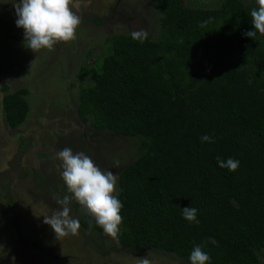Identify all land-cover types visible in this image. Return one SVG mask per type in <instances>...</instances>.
<instances>
[{
  "label": "trees",
  "instance_id": "obj_1",
  "mask_svg": "<svg viewBox=\"0 0 264 264\" xmlns=\"http://www.w3.org/2000/svg\"><path fill=\"white\" fill-rule=\"evenodd\" d=\"M155 1L161 38L141 43L132 34L111 37L113 52L80 95V114L90 115L96 128L141 137L119 174L118 241L184 261L199 244L210 256L208 264H261L264 36L244 35L254 30L250 12L258 5L223 0L204 8ZM28 93L22 87L4 95L9 126L26 121ZM204 134L215 143H201ZM217 156L238 159L240 167L220 168ZM189 206L198 210L199 224L183 218ZM81 211L84 227L102 230Z\"/></svg>",
  "mask_w": 264,
  "mask_h": 264
},
{
  "label": "rangeland",
  "instance_id": "obj_2",
  "mask_svg": "<svg viewBox=\"0 0 264 264\" xmlns=\"http://www.w3.org/2000/svg\"><path fill=\"white\" fill-rule=\"evenodd\" d=\"M183 1L190 7L216 8L223 0ZM15 2L0 0V29L19 34L23 29L15 23ZM88 2L89 10L82 5L85 0H80L79 12L74 9L81 17L76 40L59 43L51 51L35 54L24 40L0 32V97L27 87L30 104L26 121L13 128L0 101V264H51L41 255L36 257V242H47L58 254L69 255L66 264H85L87 259L93 264H138L149 252L152 264H190L165 251L123 246L102 230L87 229L75 201L70 200L69 206L70 215L80 221L78 235L56 238L43 222L60 207L58 199L71 195L61 177L57 151L70 147L73 152H84L102 170L112 171L119 194V174L141 140L96 128L90 115L84 119L80 114V95L94 83V74L113 52L111 37L143 30L147 37L159 40L162 13L155 0ZM31 188L37 189L36 196Z\"/></svg>",
  "mask_w": 264,
  "mask_h": 264
},
{
  "label": "clouds",
  "instance_id": "obj_3",
  "mask_svg": "<svg viewBox=\"0 0 264 264\" xmlns=\"http://www.w3.org/2000/svg\"><path fill=\"white\" fill-rule=\"evenodd\" d=\"M256 4L258 7L250 12L254 30L244 33L253 39L257 33L264 36V0H256ZM13 7L17 17L16 26L24 31V45L35 54L45 49L51 51L59 43L76 40L77 29L81 24V17L74 10L78 7V0H16ZM132 38L143 43L147 33L143 30L135 31ZM200 141L215 143L214 138L208 134L202 135ZM55 158L61 162V177L71 195H65L63 199L56 201L60 207L53 215L44 217V224L51 227L56 238L78 235L81 225L79 219L70 215L71 200L94 219L105 235L118 241L123 222V204L118 198L116 174L110 170H102L90 156L84 152H73L70 147L57 151ZM216 159L220 168L230 172H235L240 167L238 159H221L219 156ZM197 212L194 207H184L182 216L189 223L199 224ZM210 242L217 243L214 238ZM149 255L151 252L140 258L138 264H152ZM189 260L190 264H208L210 256L197 244L193 247Z\"/></svg>",
  "mask_w": 264,
  "mask_h": 264
},
{
  "label": "flooded vegetation",
  "instance_id": "obj_4",
  "mask_svg": "<svg viewBox=\"0 0 264 264\" xmlns=\"http://www.w3.org/2000/svg\"><path fill=\"white\" fill-rule=\"evenodd\" d=\"M0 101H1V104L4 105L3 104V97H0ZM34 190H37V189L31 188V192H34ZM36 195H37V193L35 191L34 192V196H36ZM47 201H49V200H47ZM53 207H55V206L53 205ZM35 246L37 247L36 248L37 249L36 250L37 251L36 252V257L41 255L46 260H48V262L51 263V264H58V263L59 264L60 263L66 264V262H67L66 259L68 258L69 255H65L63 253L62 254H58L56 252L55 246H50L49 243H47V242H46V244H41V242L40 243L36 242ZM67 264H71V263H67ZM85 264H93L92 259H87Z\"/></svg>",
  "mask_w": 264,
  "mask_h": 264
},
{
  "label": "crops",
  "instance_id": "obj_5",
  "mask_svg": "<svg viewBox=\"0 0 264 264\" xmlns=\"http://www.w3.org/2000/svg\"><path fill=\"white\" fill-rule=\"evenodd\" d=\"M79 4H80V0H78V7L77 8H75L78 12L80 11L79 9H80V7H81V5L79 6ZM84 7H86V9L87 10H89L90 9V7H89V2H88V0H85V3H83L82 4ZM75 10V11H76ZM5 22H3V23H5L4 25H6V19H4L3 17H1ZM0 32H3V34H4V32H6V33H8V37H10V38H13V40H15V38L14 37H12L11 35H14L15 37H18V39H21L22 41L24 40V31L22 32V33H19V34H16L15 33V31H11L10 32V30H8V29H6L5 30V27H2V29H0ZM4 34V35H5ZM15 91V90H14Z\"/></svg>",
  "mask_w": 264,
  "mask_h": 264
}]
</instances>
